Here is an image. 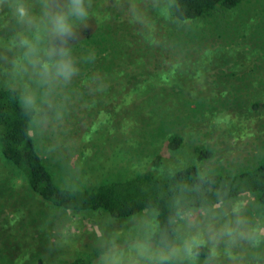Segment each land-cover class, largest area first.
Segmentation results:
<instances>
[{"label":"rangeland","instance_id":"1","mask_svg":"<svg viewBox=\"0 0 264 264\" xmlns=\"http://www.w3.org/2000/svg\"><path fill=\"white\" fill-rule=\"evenodd\" d=\"M24 2L39 16L38 0ZM163 2L92 0L80 41L121 23L127 26V41L120 48L127 53L111 64L109 57V71L99 65L101 70L89 67L79 43L74 44L79 73L56 89L48 124L34 121L40 154L60 185L120 179L149 169L166 176L192 164L205 172L237 173L264 160V0L183 25L162 11ZM0 11L5 15L0 57L11 59L15 50L9 45L22 27L7 7ZM10 69L0 59L1 85L17 84ZM176 136L182 143L171 149L169 141ZM203 150L210 154L200 162ZM156 156L162 159L158 167L152 163ZM203 209L187 214L204 221ZM209 209L217 224L237 213L246 221L245 238L231 249L234 258L223 254L221 243L218 264L252 258L264 264V209L256 196L244 194ZM151 212L112 219L100 212L74 215L52 208L0 152V264H63L112 233L123 239L135 218ZM206 260L196 256L192 264Z\"/></svg>","mask_w":264,"mask_h":264},{"label":"trees","instance_id":"2","mask_svg":"<svg viewBox=\"0 0 264 264\" xmlns=\"http://www.w3.org/2000/svg\"><path fill=\"white\" fill-rule=\"evenodd\" d=\"M163 1L162 11L183 25L220 11L236 10L249 0ZM0 14L1 22L5 15L2 11ZM107 16L108 13L103 14L102 18L106 20ZM126 29V25L116 23L106 33L88 34L78 45L86 55V64L108 69L109 57L112 58L111 64L118 56L126 54L127 50L120 48L127 41V35L123 34ZM18 96L17 84H0V152L4 160L24 176L29 189L52 208L74 215L100 212L112 219L130 218L151 210L158 213L161 226L174 213L177 202L189 213L252 194L264 209V160L237 173L205 172L201 165L192 164L166 176L149 169L120 179L105 177L79 185L62 186L40 154L38 141L32 133L35 120L22 110ZM181 143L182 138L176 136L169 141L168 147L177 149ZM209 154L203 150L199 161ZM161 161V156H156L152 163L158 167ZM99 254L100 246H94L84 256L64 260L63 264H95ZM208 255L209 249L203 246L197 257L206 258ZM242 264H254V260L252 258Z\"/></svg>","mask_w":264,"mask_h":264},{"label":"clouds","instance_id":"3","mask_svg":"<svg viewBox=\"0 0 264 264\" xmlns=\"http://www.w3.org/2000/svg\"><path fill=\"white\" fill-rule=\"evenodd\" d=\"M39 16H33L24 0H0L22 27L8 50L10 75L19 90L18 103L25 114L47 125L55 108L54 95L79 73L73 46L80 42L81 27L87 30L92 0H38ZM35 85V87H33ZM236 211V210H234ZM205 220H196L177 202L164 226L153 211L135 218L125 237L112 233L100 244L97 264H192L199 249L210 245L205 264H218L219 245L232 259V247L246 236V221L237 213L234 220L214 223L213 209L202 210Z\"/></svg>","mask_w":264,"mask_h":264}]
</instances>
